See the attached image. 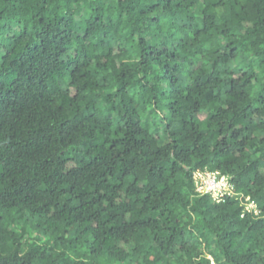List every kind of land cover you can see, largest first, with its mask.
I'll return each mask as SVG.
<instances>
[{
    "label": "trees",
    "instance_id": "16d2710c",
    "mask_svg": "<svg viewBox=\"0 0 264 264\" xmlns=\"http://www.w3.org/2000/svg\"><path fill=\"white\" fill-rule=\"evenodd\" d=\"M0 264H264V0H0Z\"/></svg>",
    "mask_w": 264,
    "mask_h": 264
},
{
    "label": "built area",
    "instance_id": "2783aa9c",
    "mask_svg": "<svg viewBox=\"0 0 264 264\" xmlns=\"http://www.w3.org/2000/svg\"><path fill=\"white\" fill-rule=\"evenodd\" d=\"M197 192L209 194L215 201H219L229 191V180L216 172L196 173L193 176Z\"/></svg>",
    "mask_w": 264,
    "mask_h": 264
},
{
    "label": "rangeland",
    "instance_id": "374dc122",
    "mask_svg": "<svg viewBox=\"0 0 264 264\" xmlns=\"http://www.w3.org/2000/svg\"><path fill=\"white\" fill-rule=\"evenodd\" d=\"M248 207H253V205H249Z\"/></svg>",
    "mask_w": 264,
    "mask_h": 264
}]
</instances>
